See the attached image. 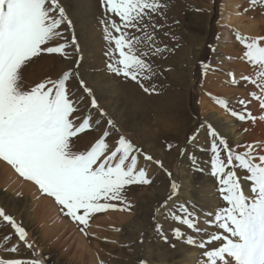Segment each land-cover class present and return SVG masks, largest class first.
<instances>
[{
  "label": "rangeland",
  "instance_id": "obj_1",
  "mask_svg": "<svg viewBox=\"0 0 264 264\" xmlns=\"http://www.w3.org/2000/svg\"><path fill=\"white\" fill-rule=\"evenodd\" d=\"M161 3L164 5L163 11L152 13V20L146 22L148 25L146 31L153 34L154 43L149 46L142 43L137 47L138 53L149 51V47L154 50L160 45V48L164 49L160 53L163 58H160L163 66L161 64L159 67H164L165 73L162 75L166 87H168L167 84L174 87L169 82L167 72L174 70L179 73L181 82L177 85L178 90L176 91L177 98H179L177 114L168 107L160 109L152 102V99H150L151 101L148 99L147 94L153 95L156 92L149 91L146 94L144 88L150 89L148 82L145 84L144 82H135L138 90H135L134 93L131 89L122 86L124 81H120L118 76L105 73L107 65L116 56L113 55L114 42L105 39V25L101 21L108 20L109 15L106 14L101 0H61L67 16L73 23L70 28L63 30L64 39H56L50 42L49 46L67 41L69 46L66 51L69 55L65 57L61 54L43 53L41 55L45 59L42 65H39L38 60L29 69L28 74H24L25 79H32L30 84L32 87L46 78H59L69 68L78 72L79 76L71 82V88L78 90L80 87L78 80L82 78L93 90L100 108L107 114L106 117H101L97 109L91 107V98L81 91L80 94L85 96V102L82 105L83 115L85 117L90 115L94 120L101 121L99 126L93 123L92 129L89 130L93 138L86 137V139L94 142L102 134V131L108 128L106 120L112 119L118 131L111 130V138L108 143H114L119 135L130 139L141 150L136 153L138 155L137 170L141 167L144 168L151 183L131 185L134 196L129 202H125V200L111 201V203L115 202L117 207L101 211L90 218L88 225L83 230L80 228L81 225L76 226L78 221L68 215V217L62 215V219L65 218L72 224V231L66 228L55 234L51 226L60 218L42 216L38 212L39 197L26 191L22 184L33 185L37 188L40 197L51 199L54 204H59L54 197L44 194L34 182L28 181L18 174L19 186L10 187L9 183H0V207L4 208L5 212L26 230L27 239L33 248L29 249L19 242L18 236L15 235V229L0 218V238L11 237L10 241L0 239V257L21 258L25 261L44 258V264H82L81 254L75 248L77 245L75 231L86 232L93 220L102 221L109 215H113L115 218L117 215L129 217L126 221L137 224L139 222L134 221L136 217L141 219L144 217L145 221L142 222L147 224L143 230L145 236L139 238L138 241L143 243L142 250L153 260H149L148 257L141 261L132 260L135 254L129 249V245L131 244L130 240L133 243L138 242L135 235L137 228L131 233L124 234L125 227H119L118 231H114L117 233L116 237L109 231H106L105 235H100L98 240L89 235L90 242H98L97 264H141L142 261L145 264H158V262H154V254L170 253L171 248L177 247L178 243L187 248L194 247L196 257L199 255L200 263L204 264L201 259L202 253L212 247L219 246V242H215L202 249L187 244L186 238H177L173 234V229L169 231L166 226L183 225L167 213L171 211L179 214V206L185 205L196 210L203 224L209 219L208 213L225 206L218 194V180L212 175L211 162L214 155L211 151V142L213 138L209 135V126L216 130L217 141L221 138L224 139L234 152H244L247 150V145L253 144L257 145L254 154L264 155V107H261L259 99L251 95L254 92L257 97L264 96L259 87L261 83L258 76L259 67L247 60L244 56L246 48L236 38L237 35L248 38L264 36V0H256L255 5L251 3V0H161ZM245 9L247 10L245 11ZM84 11L88 14H85ZM158 30L161 31L162 37L157 41L154 34ZM136 32L139 30L134 32L135 35H137ZM143 33V36L139 33L137 36L140 35L139 37L143 38L145 36ZM73 36L75 45L71 43ZM226 36L228 39L223 40ZM149 54L152 52L149 51ZM99 56L101 57L99 58ZM60 64H65V66L58 72L56 67ZM39 70L43 74L40 75ZM153 70L158 74L156 69ZM99 73H104L107 77L97 78L96 75ZM243 76H248L251 80H256L257 83L253 84L251 80L246 81L241 78ZM120 77L123 78V75ZM87 78H90V83ZM109 82L110 87H106L105 83L109 84ZM95 84L97 87L94 86ZM152 88L155 90V87ZM159 93H161L160 90ZM141 95L145 98H142ZM221 100L225 101L227 106L221 104L219 102ZM241 100H245L247 103L241 104ZM135 102L139 103L144 110L140 115L145 118L150 117L149 123L154 133L162 134L160 137L162 142L153 145L151 137L144 140L134 135L137 130H131L132 122H129L128 118L130 117L129 113L135 108ZM147 107L150 110L145 112ZM233 111L246 115L250 113L254 119L240 120L238 116L232 115ZM208 117H212V120L210 121ZM192 137L195 139H191ZM158 138L154 139L155 142ZM161 150L167 156L172 153L171 156L174 157V160L166 163L165 159L159 155ZM145 154L151 155L153 160L146 161ZM1 161L7 164L3 160ZM156 161L161 163L157 164ZM236 166L238 175H243L244 170L238 168V162ZM177 169L184 170L182 177ZM186 173H190V176L188 177ZM202 173L205 177L204 180L207 181L206 186H201L199 182ZM188 178L190 182L186 185L185 179ZM172 182H176L178 185L175 195H172ZM164 186L166 191L163 195L156 193L149 195V188ZM244 187L247 189L248 184H245ZM141 191H146V195L138 196L139 193H142ZM169 196L172 198L168 201L167 208L157 211ZM38 217L41 222L38 221ZM183 227L187 229L186 226ZM205 227L206 231H215L214 225L206 224ZM153 234L155 237H159L158 240L165 241L166 245L161 249L147 248L146 243ZM185 234L193 235L197 240L200 239V236H197L192 230H185ZM130 235L132 239L129 238ZM16 244L19 245L17 252L8 251V248ZM182 251L179 247L174 248L170 258L167 259V264H182L184 258Z\"/></svg>",
  "mask_w": 264,
  "mask_h": 264
},
{
  "label": "snow or ice",
  "instance_id": "obj_2",
  "mask_svg": "<svg viewBox=\"0 0 264 264\" xmlns=\"http://www.w3.org/2000/svg\"><path fill=\"white\" fill-rule=\"evenodd\" d=\"M101 3L109 15L108 20L101 21L105 25V39L114 42L113 55L117 57L107 67L117 75L137 81L143 73L152 72V66L144 58L149 51L155 55L164 50L156 47L153 51L149 47V51L137 54L138 45L154 43L153 34L146 31L145 18L150 20L152 13L162 12L164 5L161 0H101ZM251 3L255 5L256 0ZM72 23L61 0H0V160L7 162L21 177L34 182L44 194L54 197L73 220L88 225L92 214L117 207L110 201H123L127 186L151 181L144 168L137 170L136 153L141 150L130 139L119 135L114 145L108 143L111 130H117L112 119L106 120L108 128L85 150L76 149L79 134L91 130L93 123L96 126L101 123L90 115H83L85 96L81 91L91 98V107L101 117L107 114L82 78L78 80V90L71 88V82L79 76L74 69L69 68L57 79L46 78L24 88V69L33 58L39 59L43 53L69 55L67 41L49 44L64 39L63 30ZM136 30L145 32V36L135 35ZM236 38L244 44L247 60L259 67V87L264 93V36L237 35ZM71 43H76L74 36ZM241 78L251 80L248 76ZM251 83L257 81L251 80ZM144 91H154V88H144ZM251 95L264 107V96L257 97L254 92ZM219 102L227 106L225 101ZM232 115L240 120L254 119L250 113L233 111ZM209 135L213 138L212 175L218 180V194L225 206L208 213L206 224L214 225L215 231H206L196 210L180 205L179 214L171 211L167 214L200 239L186 235L180 227L174 228L173 234L202 249L219 242V246L202 253L204 264H264V155H255L257 145L253 144L247 145L244 152H234L224 139L217 141L216 130L211 126ZM144 159L152 161L153 157L145 154ZM237 162L238 168L244 170L243 175H238ZM171 189L175 195L176 182H172ZM171 198L157 211L167 208ZM0 218L15 229L19 242L33 248L26 230L2 207ZM0 239L10 241L11 237ZM18 250V244L8 248L13 253ZM0 264H42V261L0 257Z\"/></svg>",
  "mask_w": 264,
  "mask_h": 264
},
{
  "label": "bare ground",
  "instance_id": "obj_3",
  "mask_svg": "<svg viewBox=\"0 0 264 264\" xmlns=\"http://www.w3.org/2000/svg\"><path fill=\"white\" fill-rule=\"evenodd\" d=\"M86 9H87V7H86ZM171 10H173V9H171ZM86 13L87 12H85V14ZM89 14H92V13H89ZM149 21L150 20L146 17L145 18V22H149ZM149 27H152V26L149 25ZM138 33L140 35H142L143 31L136 32L137 35H138ZM143 34L145 35V33H143ZM154 35H156L157 41H158V38H161L162 37V33L159 30ZM227 37L228 36H226L225 38H223V40H227L228 39ZM160 46L158 48H160ZM144 47H147V45L146 46L144 45ZM146 50H148V49H146ZM160 53L161 52H159V53H157L155 55L149 54L147 57H144L147 60V62L152 66V72H150V73L149 72L143 73L141 75L140 79L137 80V81H133L132 79L126 78L124 76L122 78V77H120L121 75L119 76L116 73L110 71L108 69V67L107 68L104 67L107 70L105 73L106 74L110 73V74H113L115 76H118V78L120 79V81H124V85H122V86L123 87H126L127 89H131L134 93H135V90H138V89H136L137 88V85L135 84V82H141V83L144 82V84L146 82H148V86L150 87V89H153L152 87H155V90L154 91H156L153 95H150V94L148 95L147 92H146L148 99L149 100L152 99V102L154 104H156L160 109L168 107L170 110H173L177 114L178 104H179V98H177V92L176 91L178 90L177 85L179 84V82H181V77H180L179 73L175 72L174 70H170L169 72H167V75H168V78H169V82H171L174 85V87H171L169 84H167L168 87H166V85L164 84V77L162 75V74L165 73V71H163V68L164 67H162V68L159 67L162 64L161 63V60H160V58H161V54ZM98 54H99V52H98ZM137 54H140V53H137ZM100 57L101 56H99V58ZM44 59L45 58L42 57V55L40 56L39 59L33 58V62L24 69V74H28L29 69L31 67H33V64H35V62L38 61V60L40 62L39 65L41 66L42 63H43V61H44ZM115 59H117V57H114L113 61ZM161 59H163V58H161ZM110 61H111V59H110ZM65 64H63V65L60 64V66H57L56 67L57 71L59 72L65 66ZM164 64H165V62H164ZM162 66H163V64H162ZM100 67H98V68H100ZM153 69H156V72H158V74L155 73L154 72L155 70H153ZM38 73L40 75L43 74L40 70H39ZM96 76H97V78L98 77L101 78V77H103L105 75H104V73H99ZM105 77H107V76H105ZM31 80L32 79H25V78L23 79V82L22 83H23L24 88L28 89V87H30ZM87 81H89V83H90V78H87ZM138 85L140 86V84H138ZM94 86H96V84ZM105 86L106 87H110V82H109V84L108 83H105ZM159 90H160L161 93H159ZM134 93H133V95H134ZM130 96H132V94H130ZM152 96H156V97L153 98ZM141 97L142 98H145V96H142V95H141ZM136 103L137 102H135V108L129 113L130 114V117L128 118V121L129 122H132V124H131V126H132L131 127V130H134V131L137 130L136 131V134H134V135H137L138 138L140 137L141 139H144V140L147 139V138H149V137H151L152 144L153 145L157 144V142L158 143L162 142V140L160 139V137H161L162 134L159 133V132L158 133H154V131L151 128V125L149 123V118L150 117L149 116L147 118L142 117L140 115V113L144 112V110H143V108L141 107V105L139 103H137V104ZM152 104H150V105H152ZM148 110H150L149 107L146 108V111L145 112H147ZM208 119L211 121L212 120V117H208ZM79 135H80V138L75 141L76 149L77 150H85L87 144L90 142V141H88V139H86V137L87 138H89V137L93 138V136H92V134L90 133L89 130L86 131L85 133H81ZM156 137H159V138L155 142L154 139ZM109 144L110 145H114L113 142L112 143H109ZM171 154H169V156H171ZM159 155H160L161 158L165 159V162L166 163L174 160V157L173 156L169 157L167 155H164V153H163L162 150L159 152ZM175 169H176V167L174 166V170ZM177 171L180 173V175L182 177L183 176L182 172L184 170H178L177 169ZM203 173L200 175L201 176V180L199 182H200L201 186L202 185L203 186H206L207 181L204 180L205 177H204V174ZM186 175L189 177L190 176V173H188V174L186 173ZM189 182H190L189 178L188 179H185V184L186 185H188ZM0 183H2V184H5V183L8 184L9 183L10 187H17L20 184V179H19L18 173L10 165L5 164L1 160H0ZM22 186L25 188L26 191H30L31 193H33V195L35 197H39V199H38V212H40V214H42V216L43 215L44 216L46 215V217H48V218H50V217H55L57 219L60 218L59 220L56 221V223H54L51 226V229L54 231L55 234H57V232H60L61 230H64L66 228L69 229L70 231H72V229H71V225L72 224L69 221L65 220V218L62 219V215L68 217L67 214H66V209H62V207H60L59 205L54 204L53 200H51V199H48V198H45V197H40L37 188L34 187L33 185H29V184H26L25 183L24 185L22 184ZM210 186H211V184H210ZM131 189L132 188H131V185H130V186H127L126 189H125V191H124V200H125V202H129V200L132 199L133 196H134V194L131 191ZM149 190H150L149 191V195L150 196L153 195L154 193H156L158 195H163L164 192L166 191V187L165 186L164 187H160V188L159 187H151V188H149ZM209 191H210V189H209ZM146 193H147L146 191H143L142 193H139L138 196L139 195H142V196L143 195H146ZM207 193H208V191H207ZM36 201H37V199H36ZM112 203H115V202H112ZM98 213L92 214L90 216V218H92L93 216L97 215ZM128 218L129 217H124V216H120V215H117L116 218H115V217H113V215H109L105 220H102V221L93 220L89 224V229H88V231L86 230V232L83 231V233H78L77 231L74 230L75 231V238H76L75 240H77V245H76L75 248L79 251V254H81L82 264H84L85 262L88 263V264H97L96 261L98 260L97 259L98 252H99L98 242H90V239L88 238L89 235L94 236V238L96 237V239L98 240L100 235H105L104 233L106 231H109L110 233H112V235H114V237H116L117 236V233L114 232V231H116V230L118 231V228L119 227H122V228L125 227L124 228V234L125 233H128V232L131 233L134 229L137 228V234H135L136 237H137V241H138L139 238L144 237L145 235L143 234V230H144L145 226L147 225L146 223L142 222L144 220V217L142 219L140 217H136V219L134 221L139 222V224L133 223L132 221H130V222L129 221H126V220H128ZM42 219H43V217H42ZM38 221L41 222V220L39 219V217H38ZM146 221L148 222V219ZM202 225L206 226V223L204 222ZM76 226H80V228L83 229V228H85L86 225H82V224H80V223L77 222ZM177 227H180L182 229V231H184V232H185V230H187L185 227L178 226V225H175V224L174 225L171 224V225L166 226L167 230H169V231L172 230V229H174V228H177ZM111 230H113V231L111 232ZM107 234H109V233H107ZM108 237H109V235H108ZM160 237H162V236H160ZM129 238L132 239L131 235L129 236ZM158 238L155 237L154 234L151 235V237L148 239V241L146 243V247L147 248L149 247V249L151 247H155L157 249H161L164 245H166L165 244L166 243L165 241H160V240H158ZM101 239H103V238H101ZM130 241H131L130 242L131 244L129 243L130 244L129 245V249H131L132 252L135 254L134 255V258L132 257V260L141 261V260H145L147 257H148L149 260H153L151 256H147V254L145 253V251L142 250L143 243L141 241L134 242V243H133L132 240H130ZM169 244L170 243H168V245ZM173 247L174 248L179 247V248H181L183 250L182 252H184V258H183L182 264H201L200 263V258H199L200 256L198 255V257H196V254H195L196 253V250L194 249V247L193 248H190V247L187 248V247H184L183 244H179V243L177 244V247H175V246H173ZM173 247L171 248L172 251L170 253H166L165 252L166 254L164 253L163 255L160 254V253L159 254H154V262H158V264H167V259H169L170 256H171V254L173 253V249H174ZM41 261L43 263L45 261L44 258H41ZM146 261H148V260H146Z\"/></svg>",
  "mask_w": 264,
  "mask_h": 264
}]
</instances>
